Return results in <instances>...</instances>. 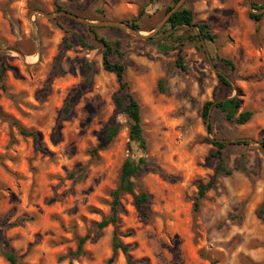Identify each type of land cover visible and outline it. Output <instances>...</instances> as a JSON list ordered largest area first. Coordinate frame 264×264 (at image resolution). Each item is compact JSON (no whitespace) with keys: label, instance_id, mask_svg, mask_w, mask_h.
Wrapping results in <instances>:
<instances>
[{"label":"rangeland","instance_id":"rangeland-1","mask_svg":"<svg viewBox=\"0 0 264 264\" xmlns=\"http://www.w3.org/2000/svg\"><path fill=\"white\" fill-rule=\"evenodd\" d=\"M252 3L264 0H184L192 23L207 22L216 35L206 41L192 25L166 24L172 0H0V50L8 49L0 53V264H9L3 252L24 264H108L112 256L111 264H126L113 252L114 230L137 264H264V15L258 25L251 20ZM35 10L136 19L143 36L114 26L91 31ZM100 38L120 42L110 59L125 66L146 141L134 191L149 196L142 216L133 195L120 192L117 222L103 228L130 144L129 119L115 102L123 92L102 67ZM155 40L172 48L161 51ZM233 96L238 113L253 112L250 121L236 124L212 108L209 129L203 104ZM213 139L226 143L231 172L216 173ZM237 140L247 144L229 145Z\"/></svg>","mask_w":264,"mask_h":264},{"label":"trees","instance_id":"trees-1","mask_svg":"<svg viewBox=\"0 0 264 264\" xmlns=\"http://www.w3.org/2000/svg\"><path fill=\"white\" fill-rule=\"evenodd\" d=\"M178 1L179 0H172L173 5ZM173 5L167 6L165 8V11L166 12L170 11ZM263 6L264 3L262 4L252 3L251 8L253 11L248 13L249 18L253 20L257 25L259 24L260 20L263 18L264 15L263 12H260ZM58 9H62V8L58 7ZM140 15L141 13H139L138 16ZM192 20H193V12L188 8H180L177 11L170 14L168 19L166 20V24H168L171 28H176L181 25H186V26L192 25L193 27L196 28L197 37L200 40L213 41L216 38V35L212 34L210 31L209 23L200 22L193 24ZM126 23L135 30H140V25L137 23L136 19H132L130 22H126ZM88 28L91 31L95 29V27H90V26ZM150 38L152 37H149V39ZM99 41L102 43V46L104 48L102 52V67L105 71L113 73L116 76L120 91L123 92V95L117 97L115 102L117 107L120 108L129 119L128 138L130 144L128 156L126 157V159L124 160L121 166L118 188L113 193L114 197H113V204L111 207V214L110 216L103 218L97 224V228H103L106 227L108 224L114 225L117 222V198L120 192H126L133 195L134 204L142 216L148 215L149 196L144 191H139L138 193H135L134 191L133 177L145 165L144 153L146 150V141L143 134L142 115L139 104L134 98L133 94L130 92L129 85L124 77L125 66L120 62H113L110 59V55L112 54V52L120 53V48H121L120 42L119 41L110 42L103 38H100ZM152 44H154L161 51H167L170 48H172V47H168L167 45L164 44V42L160 40H155L152 42ZM221 61L226 66H228L232 71L235 69L234 63L229 59L222 58ZM176 64L181 69L185 68L181 61V57H178L176 59ZM4 72H5V67L4 65H1L0 67L1 78L3 77ZM217 77L222 84L226 86L230 84L226 76L218 74ZM240 103H241L240 100L236 96L226 99H220L217 101H207L203 104L201 116L204 120L207 121V125L209 126V129H211V126L210 123L208 122V118H209V112L212 108H216L219 111H221L227 120L233 121L236 124H245L248 121H250V119L253 116V112L251 110H243L238 113ZM20 132L25 136H31L35 140L38 139V135L32 131L21 129ZM116 132H117V127H111L108 130V138L111 139L116 134ZM211 143L215 147V156L218 158L216 173L220 171L226 173L231 172V169H228L224 165L223 158L221 156L222 149L226 146V143L216 139H213ZM261 143L264 146V141H262ZM133 144L142 153V155H140L138 158L133 157L131 154L132 152L131 145ZM231 144L232 145L247 144V142L244 140H237L235 142L230 143L229 145ZM212 184H213V179L205 186L200 185L199 194L202 195L207 188L212 186ZM120 236L121 234L116 230H114L112 235V249L114 254L116 253L117 250H120L125 256L126 264H137L129 257L128 252L130 247L129 245L124 244L120 240ZM85 239L86 237L78 239L77 249L75 251V254H79L82 252V245L84 244ZM3 255L9 264H24L12 252H3ZM112 262H113V256L108 260V264H111Z\"/></svg>","mask_w":264,"mask_h":264},{"label":"water","instance_id":"water-1","mask_svg":"<svg viewBox=\"0 0 264 264\" xmlns=\"http://www.w3.org/2000/svg\"><path fill=\"white\" fill-rule=\"evenodd\" d=\"M183 2H184V0H179L177 3H175L172 6L171 10L168 11L165 19H168L170 14H172L173 12L177 11L178 9H180L182 4H183ZM263 11H264V6L260 10V12H263ZM32 13H36V14L45 16V17H47L49 19H53V18H55L57 16H66V17H69V18L74 19L76 21L82 22V23H84V24H86L88 26H114V27H119V28L128 30V31H130L131 33H133V34H135L137 36H143V35H141V33L139 31L135 30L134 28L130 27L127 23H124V22H118V21H99V22L88 21V20H86L84 18H81V17H79V16H77L75 14H72L69 11H65V10L56 11L54 13H45V12H43L41 10H35ZM32 13L29 15V21L31 22V25H32L33 34L36 36L37 35L36 25H35V22L32 20V16H33ZM158 28H159V26H157L155 30H157ZM7 50L8 49H2V50H0V53L6 52Z\"/></svg>","mask_w":264,"mask_h":264}]
</instances>
